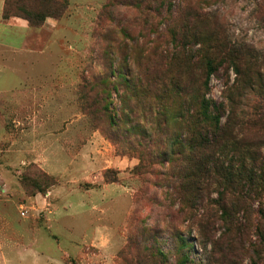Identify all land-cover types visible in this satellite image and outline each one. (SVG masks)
<instances>
[{"label":"rangeland","instance_id":"1","mask_svg":"<svg viewBox=\"0 0 264 264\" xmlns=\"http://www.w3.org/2000/svg\"><path fill=\"white\" fill-rule=\"evenodd\" d=\"M201 1L208 20L199 29L218 27L264 56L260 0ZM38 2L0 0V264H130L123 253L127 246L135 251L137 225L155 224L160 229L148 244L155 242L169 264L177 236L190 245L187 264H205L210 241L188 215L165 208L173 202L145 181L147 173L138 174V157L122 154L101 131L104 121L85 110L82 83L102 68L96 36L115 26L138 30L134 12L118 7L114 20L99 22L107 0H67L58 16ZM35 11V22L48 18L56 28L4 24L27 22L23 17ZM227 75L210 76L208 98L225 102V81L235 82L231 68ZM108 103L118 116L116 92ZM143 188L153 201L138 209L134 197Z\"/></svg>","mask_w":264,"mask_h":264},{"label":"trees","instance_id":"2","mask_svg":"<svg viewBox=\"0 0 264 264\" xmlns=\"http://www.w3.org/2000/svg\"><path fill=\"white\" fill-rule=\"evenodd\" d=\"M33 1L57 16L67 4ZM202 4L107 0L99 22L114 20L112 11L122 7L134 12L138 30L115 26L96 36L102 68L82 83L85 110L104 121L101 131L122 154L138 157V174L147 173L151 179L145 181L178 205L165 208L188 215L202 241H210L205 264H243L250 254L252 264H264V56L229 40L218 27L199 29L197 23L208 20ZM259 7L264 14V0ZM37 13L23 17L29 26L43 25L45 19L34 21ZM230 68L235 82L225 81V102L208 98L210 76L227 80ZM112 91L120 102L118 116L108 103ZM146 192L134 197L135 208L153 201ZM159 229L137 225L130 237L135 251L127 246L123 258L130 264H169L155 242L148 244ZM175 243L174 264H187L189 243L181 236Z\"/></svg>","mask_w":264,"mask_h":264},{"label":"crops","instance_id":"3","mask_svg":"<svg viewBox=\"0 0 264 264\" xmlns=\"http://www.w3.org/2000/svg\"><path fill=\"white\" fill-rule=\"evenodd\" d=\"M4 24H6L7 26L12 25V27H14L16 25L18 28H22V29L28 27L27 22L25 20H21V19H19V20L10 19L9 21L4 22ZM57 24L58 23L56 21H49V19L47 18L46 21L43 23V27L47 26V27H50L51 29H55Z\"/></svg>","mask_w":264,"mask_h":264}]
</instances>
